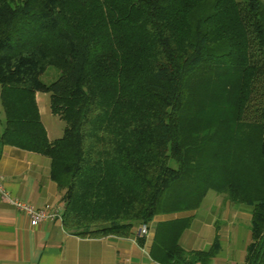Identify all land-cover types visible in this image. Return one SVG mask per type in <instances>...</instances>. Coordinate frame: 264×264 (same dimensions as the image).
<instances>
[{
	"label": "trees",
	"instance_id": "trees-1",
	"mask_svg": "<svg viewBox=\"0 0 264 264\" xmlns=\"http://www.w3.org/2000/svg\"><path fill=\"white\" fill-rule=\"evenodd\" d=\"M47 66L59 72L50 83ZM36 92L60 137L47 138ZM0 107V151L50 158L67 233L128 237L211 190L251 207L245 261L264 264V0H0ZM228 109L232 126L199 133ZM241 128L254 155L235 150ZM189 221L153 228L157 264L218 251L217 237L202 250L178 244Z\"/></svg>",
	"mask_w": 264,
	"mask_h": 264
},
{
	"label": "crops",
	"instance_id": "crops-1",
	"mask_svg": "<svg viewBox=\"0 0 264 264\" xmlns=\"http://www.w3.org/2000/svg\"><path fill=\"white\" fill-rule=\"evenodd\" d=\"M35 101L47 138L60 137L62 121L50 112L48 95L36 92ZM0 176L10 196L34 208L50 206L62 210V191L50 177L48 156L3 145ZM250 217L249 205L209 190L196 209L154 216L149 223L148 240L139 245L135 238L139 223L132 225L128 237H79L67 233L60 219L30 225L23 213L0 200V264H157L149 254L153 228L182 218L190 219L178 236L183 249H206L215 237L218 239V251L209 261L195 264H246V247L251 241Z\"/></svg>",
	"mask_w": 264,
	"mask_h": 264
},
{
	"label": "rangeland",
	"instance_id": "rangeland-1",
	"mask_svg": "<svg viewBox=\"0 0 264 264\" xmlns=\"http://www.w3.org/2000/svg\"><path fill=\"white\" fill-rule=\"evenodd\" d=\"M58 76H59V72L55 67L47 66L45 68L44 72L40 75V80L44 83H50V82L54 81L55 79H57ZM42 118H43V122L47 125V120H46L45 116L44 117L42 116ZM231 119H232V112L228 109L225 113L219 115L218 120L217 119L210 120L209 124L206 126V128H204L203 130H200L199 133L205 134V135L206 134L211 135V133L213 132L214 135L212 137H216V135L221 132V130H220L221 126L218 125L219 124L218 122L228 123L231 121ZM61 124L63 125V122ZM230 125H231V122H230ZM216 128H219V130H217ZM224 128L225 127H223L222 129H224ZM234 128H236V125H233V130H234ZM216 130L218 132H216ZM241 131H242V133H241V136L239 139V143L237 144V141H236V144H235V150H236V152H238V156L242 157L244 153L254 155L256 152L255 145H253L252 141L247 140V133H249L250 131L252 132L251 128H247V129L241 128ZM230 132L236 133V131H232L231 128H230ZM231 134H234V133H231ZM238 134H240V131H238ZM210 135H209V137H210ZM236 135H237V133H236ZM210 144L213 146L215 145V143L213 141H210Z\"/></svg>",
	"mask_w": 264,
	"mask_h": 264
},
{
	"label": "built area",
	"instance_id": "built-area-1",
	"mask_svg": "<svg viewBox=\"0 0 264 264\" xmlns=\"http://www.w3.org/2000/svg\"><path fill=\"white\" fill-rule=\"evenodd\" d=\"M0 200L4 201L16 210L23 213L29 220L30 225H36L45 220L60 219L61 210L53 209L50 206H43L40 208H34L32 205L17 199L16 197L10 196V194L5 190L2 178L0 176ZM150 232L145 223L139 224L136 231L135 238L143 237L144 243L148 240Z\"/></svg>",
	"mask_w": 264,
	"mask_h": 264
},
{
	"label": "water",
	"instance_id": "water-1",
	"mask_svg": "<svg viewBox=\"0 0 264 264\" xmlns=\"http://www.w3.org/2000/svg\"><path fill=\"white\" fill-rule=\"evenodd\" d=\"M263 233H264V231H263Z\"/></svg>",
	"mask_w": 264,
	"mask_h": 264
}]
</instances>
